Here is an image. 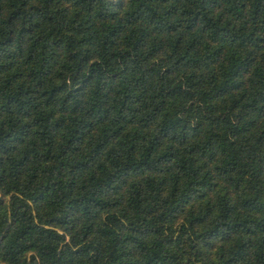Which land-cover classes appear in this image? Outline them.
<instances>
[{"label": "trees", "instance_id": "obj_1", "mask_svg": "<svg viewBox=\"0 0 264 264\" xmlns=\"http://www.w3.org/2000/svg\"><path fill=\"white\" fill-rule=\"evenodd\" d=\"M0 264H264V0H0Z\"/></svg>", "mask_w": 264, "mask_h": 264}]
</instances>
